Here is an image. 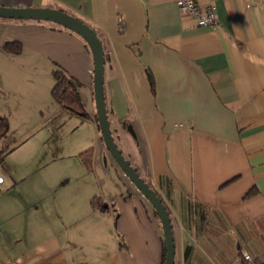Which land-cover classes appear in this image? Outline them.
<instances>
[{
	"label": "crops",
	"instance_id": "obj_1",
	"mask_svg": "<svg viewBox=\"0 0 264 264\" xmlns=\"http://www.w3.org/2000/svg\"><path fill=\"white\" fill-rule=\"evenodd\" d=\"M197 3L218 27L175 0H0L97 31L110 127L169 211L174 264H246L244 253L262 264L264 0ZM86 44L52 21L0 17V264L162 261L159 217L101 137ZM56 68L79 82L86 115L52 99Z\"/></svg>",
	"mask_w": 264,
	"mask_h": 264
},
{
	"label": "water",
	"instance_id": "obj_2",
	"mask_svg": "<svg viewBox=\"0 0 264 264\" xmlns=\"http://www.w3.org/2000/svg\"><path fill=\"white\" fill-rule=\"evenodd\" d=\"M0 17L52 21L76 32L86 41L93 59V97L101 137L116 164L154 208L159 217L163 232L165 248L163 264H174L175 243L169 211L156 191L139 175L134 166L124 156L114 139L110 127L104 96L106 57L102 41L97 31L76 16L52 7H8L0 5Z\"/></svg>",
	"mask_w": 264,
	"mask_h": 264
},
{
	"label": "trees",
	"instance_id": "obj_3",
	"mask_svg": "<svg viewBox=\"0 0 264 264\" xmlns=\"http://www.w3.org/2000/svg\"><path fill=\"white\" fill-rule=\"evenodd\" d=\"M87 45V44H86ZM4 49L10 52H19L21 49V44L18 41H7L4 44ZM54 84L51 88L52 99L60 105V107L67 111L68 113L82 114L86 115L83 104L81 102L78 86L79 82L66 74L62 69H54ZM7 128L6 119L0 117V137L4 134L5 129ZM4 153L0 150V161L3 160ZM80 158L86 165L90 168L92 166V148L82 150L79 153ZM167 208V207H166ZM164 242H163V256L160 264L164 263ZM264 264V263H262Z\"/></svg>",
	"mask_w": 264,
	"mask_h": 264
},
{
	"label": "built area",
	"instance_id": "obj_4",
	"mask_svg": "<svg viewBox=\"0 0 264 264\" xmlns=\"http://www.w3.org/2000/svg\"><path fill=\"white\" fill-rule=\"evenodd\" d=\"M180 12L191 15L197 25H211L218 27L220 24L217 20L216 14L211 8H203L197 0H175ZM3 177L0 176V182ZM244 259L247 260L246 264H259L255 259L251 258L249 254L244 253Z\"/></svg>",
	"mask_w": 264,
	"mask_h": 264
}]
</instances>
